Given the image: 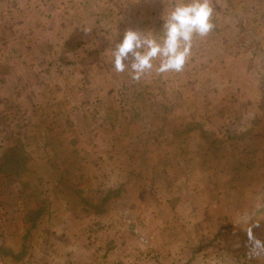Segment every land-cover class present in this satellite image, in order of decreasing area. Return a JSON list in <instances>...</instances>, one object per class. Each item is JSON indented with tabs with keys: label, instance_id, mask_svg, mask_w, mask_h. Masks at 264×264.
<instances>
[{
	"label": "rangeland",
	"instance_id": "1",
	"mask_svg": "<svg viewBox=\"0 0 264 264\" xmlns=\"http://www.w3.org/2000/svg\"><path fill=\"white\" fill-rule=\"evenodd\" d=\"M136 6L0 0V264H264V0L138 81L112 50L164 8Z\"/></svg>",
	"mask_w": 264,
	"mask_h": 264
},
{
	"label": "clouds",
	"instance_id": "2",
	"mask_svg": "<svg viewBox=\"0 0 264 264\" xmlns=\"http://www.w3.org/2000/svg\"><path fill=\"white\" fill-rule=\"evenodd\" d=\"M214 13L212 0H175L171 8L165 7L163 11V25L158 34L153 30H125L123 39L112 50L114 71L129 70L137 81L153 70L157 74L182 72L191 56L194 39L205 38L214 30ZM157 59L158 66L153 63ZM254 227H259V222L249 223L246 229L250 258L264 255V241L254 236Z\"/></svg>",
	"mask_w": 264,
	"mask_h": 264
},
{
	"label": "crops",
	"instance_id": "3",
	"mask_svg": "<svg viewBox=\"0 0 264 264\" xmlns=\"http://www.w3.org/2000/svg\"><path fill=\"white\" fill-rule=\"evenodd\" d=\"M23 1H26V2H29V1H36V0H23ZM38 1V0H37ZM45 1V0H44ZM72 1V2H70ZM174 1V0H173ZM172 0H63V4H68V3H74V4H77L78 7L80 8V11L82 12L84 10V7L87 5V4H91V5H94L95 6H101V5H118V14H120L118 17H122L125 21L126 19L129 21L131 20L132 18V10L133 8L132 5L133 4H136L138 6H136V8H141V10L137 9L138 10V13L137 12L135 13V17H145L147 14L145 13V11L143 10L142 6L145 5V4H150V5H155V8H164L165 7H169V4L173 2ZM231 0H212V4L213 3H230ZM235 1H238V0H235ZM259 1V0H258ZM114 8V7H113ZM68 9V8H67ZM159 10V9H158ZM99 13V12H98ZM113 15H114V12H113ZM114 19V18H113ZM162 19V18H161ZM130 26L128 25L127 29L129 28ZM220 28V27H219ZM264 30V29H262ZM125 32V31H124ZM160 32V31H159ZM158 31H154V33H159ZM220 37H222V33H219L217 34L216 31H212L207 37L205 38H200V37H196L193 41V48H192V52H196L198 51L201 46H205L204 49H205V52L209 49V48H215V49H221L223 48V45H220L218 44L217 41H220ZM213 38H216L215 40L212 41ZM203 42V43H201ZM224 50H225V47H224ZM191 52V53H192ZM189 62V60H188ZM22 244V243H21ZM70 250V251H69ZM67 251V253H64L63 252V260L65 259V257H67L68 261L72 264L73 261H76L78 260L77 258V253L81 250V247H73L72 249H69ZM44 252V251H43ZM45 253V252H44ZM37 255V254H34V256ZM61 254H58V257H60ZM49 255H45L43 257H48Z\"/></svg>",
	"mask_w": 264,
	"mask_h": 264
},
{
	"label": "trees",
	"instance_id": "4",
	"mask_svg": "<svg viewBox=\"0 0 264 264\" xmlns=\"http://www.w3.org/2000/svg\"><path fill=\"white\" fill-rule=\"evenodd\" d=\"M16 162H20V160L17 159Z\"/></svg>",
	"mask_w": 264,
	"mask_h": 264
}]
</instances>
